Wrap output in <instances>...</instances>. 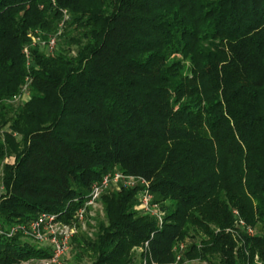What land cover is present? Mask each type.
<instances>
[{
  "label": "trees",
  "instance_id": "16d2710c",
  "mask_svg": "<svg viewBox=\"0 0 264 264\" xmlns=\"http://www.w3.org/2000/svg\"><path fill=\"white\" fill-rule=\"evenodd\" d=\"M38 33L57 35L53 52ZM6 158L0 264L48 260L9 229L75 222L115 170L150 182L163 222L137 210V188L110 189L94 236L72 240L77 261L264 264V0H0Z\"/></svg>",
  "mask_w": 264,
  "mask_h": 264
},
{
  "label": "built area",
  "instance_id": "2783aa9c",
  "mask_svg": "<svg viewBox=\"0 0 264 264\" xmlns=\"http://www.w3.org/2000/svg\"><path fill=\"white\" fill-rule=\"evenodd\" d=\"M66 18H68V16H66ZM56 44L57 35L50 37L48 41H44L39 33L33 37V46H46L50 52L55 50ZM24 52L29 64L31 60V50L27 47ZM28 90V85L22 88V92H27ZM19 99L20 96L18 95L16 100ZM124 187L137 188L139 199L138 210L145 214L156 216L159 219L160 224H162L164 214L162 213L160 206L153 201V194L150 190V182L144 177L130 175L122 172L121 170H115L105 174L101 181L92 186L90 193L84 199L83 204L76 210L74 220L76 222L66 223L59 220L57 215L42 213L37 219L32 220L27 224H18L11 227L8 234L12 236L17 233H21L23 236L31 238L38 243H49L51 246V257L48 260H44L43 264H67V258L72 249V240L75 232L74 229L77 228L76 226L85 219L88 214V209L91 206H95L101 196L108 190L112 189L117 191ZM240 224L244 225V222L241 221ZM74 225L76 226L74 227ZM248 232L253 233L251 228L248 229ZM1 233L2 229L0 227V234ZM185 247L186 244H180L181 250ZM180 256L181 255L178 256V260L180 259ZM256 264L262 263L256 260Z\"/></svg>",
  "mask_w": 264,
  "mask_h": 264
},
{
  "label": "rangeland",
  "instance_id": "374dc122",
  "mask_svg": "<svg viewBox=\"0 0 264 264\" xmlns=\"http://www.w3.org/2000/svg\"><path fill=\"white\" fill-rule=\"evenodd\" d=\"M19 96H20L19 101L15 100V101H11L9 103L13 104L12 102H15V104H13L14 106H17L18 104H21V103H25V102L30 100L31 92H30V90H28L27 92L26 91L22 92V89H21ZM10 160H12V158H8V159L6 158L4 160L0 159V191L3 190V186H2L3 167H4V164L9 162ZM137 210H138V206H137ZM87 213H88L87 216L85 217V219L83 221H81V223H79L78 225L76 224L77 226L74 225V227L76 226L77 228L74 229L75 232H74L73 238H74V236H76L78 234L87 235V236H94V234L97 231V225H98L99 221L101 219H104V208H103L102 202L99 200L95 206H91L88 209ZM162 213L164 214L163 211H162ZM251 229L253 231V233H249L251 235L255 234L256 232L261 231V227H258L257 229H253V228H251ZM190 242H191V240L188 239L184 242V244L190 243ZM39 244L41 247L44 246L49 251H51V246L49 245V243H39ZM180 244H179V247H180ZM140 250L141 249H139L136 252L135 260H134L133 264H145L143 261V258L141 257V253H140L141 251ZM72 251H73V245H72V249L70 251V254L68 255V258H67V264H88L89 259L87 258V256H86V258H84L83 261H77L75 258H73L74 254ZM22 264H43V261L31 260L28 262H24ZM188 264H209V263L195 260V261L188 262Z\"/></svg>",
  "mask_w": 264,
  "mask_h": 264
}]
</instances>
